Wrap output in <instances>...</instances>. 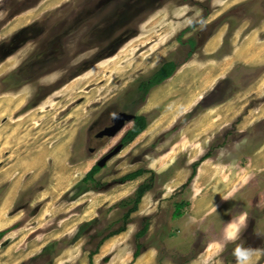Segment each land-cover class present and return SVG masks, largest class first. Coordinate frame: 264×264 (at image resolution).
<instances>
[{
  "label": "rangeland",
  "instance_id": "rangeland-1",
  "mask_svg": "<svg viewBox=\"0 0 264 264\" xmlns=\"http://www.w3.org/2000/svg\"><path fill=\"white\" fill-rule=\"evenodd\" d=\"M262 54L264 0H0V264H236L237 244L264 264V59L246 60ZM166 60L175 71L140 99ZM119 112L147 127L81 191L132 125L98 138ZM143 183L123 222L118 202Z\"/></svg>",
  "mask_w": 264,
  "mask_h": 264
},
{
  "label": "trees",
  "instance_id": "trees-1",
  "mask_svg": "<svg viewBox=\"0 0 264 264\" xmlns=\"http://www.w3.org/2000/svg\"><path fill=\"white\" fill-rule=\"evenodd\" d=\"M188 43L190 44V46L194 47V41L192 39H189ZM175 69H176V65L174 64L173 61H171V60L164 61L158 67L157 70H155L148 78H146L145 80L141 81L139 83V85L137 86V90H138L137 94L140 96V99H143L153 87H156V86L160 85L166 79H168L173 74ZM147 124H148V120H147V118L144 115H136L134 117L133 121H132V125L125 132V134L122 136V138L120 140V143L122 144V147L127 145L137 135L142 133L145 130V128L147 127ZM209 157H210V154L208 152V153L204 154L203 156H201L197 161H195V162H193L191 164L192 171H191V174H190V176L188 178V181H191L193 179V177L195 176L197 167L204 160H206ZM99 170H100V168L97 165H94L85 174V176L80 181V183L82 184V190L81 191L86 190L88 188V185H93V183H94L93 177ZM143 172H144V170L138 169L136 171L128 173V174L124 175L123 177H121L119 182L122 183V182L134 180V179L138 178L139 176H141L143 174ZM149 189H150V187H148L145 183H143L133 192V194L131 196H128L127 198H124V199H122V200H120L118 202V204L120 206L127 207L126 211L121 216V220L123 222L127 221L129 216H130V214L136 211L137 205L140 203L141 198L143 197V195ZM186 205H187V203H184V202H180V203L175 204V208H174V211L172 213V217L174 219L181 217L182 208H184ZM93 223H94V221L86 222V223L81 224L78 227V231H77L76 235L73 237V240H76L77 238H79L82 235L83 230L87 226H89V225H91ZM124 230H125L124 227H120V228H118L117 231L110 232L108 236L116 235V234H118L120 232H123ZM146 231H147V226L145 225L142 230L137 232L136 237L143 236L146 233ZM5 233H6V230L0 231V239L2 238V236ZM55 245H56V242H53V243L49 244L48 246H46L44 248V251L46 249L52 248ZM95 253H96V251L91 253L89 256L91 257ZM56 255H54V256H56ZM138 255H139V247H136V251L134 252V258L137 257Z\"/></svg>",
  "mask_w": 264,
  "mask_h": 264
},
{
  "label": "clouds",
  "instance_id": "clouds-1",
  "mask_svg": "<svg viewBox=\"0 0 264 264\" xmlns=\"http://www.w3.org/2000/svg\"><path fill=\"white\" fill-rule=\"evenodd\" d=\"M229 197L224 196L222 199L227 200ZM246 215L241 213L236 216V218L229 219L225 225V238L229 241H235L238 239L242 227L245 225ZM254 250L243 246L242 244H237L233 249V255L236 260V264H251V255ZM255 251H259L256 249Z\"/></svg>",
  "mask_w": 264,
  "mask_h": 264
},
{
  "label": "water",
  "instance_id": "water-1",
  "mask_svg": "<svg viewBox=\"0 0 264 264\" xmlns=\"http://www.w3.org/2000/svg\"><path fill=\"white\" fill-rule=\"evenodd\" d=\"M134 117L133 114H128L125 112H119L115 114L112 117L113 125L104 128L98 133V136H107L111 137L114 136L117 132H119L122 127L124 126L125 122H129ZM122 148L121 145H118L116 148H114L110 153L105 155L98 163V167H102L110 158H112L115 154L119 152V150Z\"/></svg>",
  "mask_w": 264,
  "mask_h": 264
},
{
  "label": "bare ground",
  "instance_id": "bare-ground-1",
  "mask_svg": "<svg viewBox=\"0 0 264 264\" xmlns=\"http://www.w3.org/2000/svg\"><path fill=\"white\" fill-rule=\"evenodd\" d=\"M216 37V36H215ZM215 37L213 38V39H211L210 40V42L206 45V47H205V49L209 52L210 51V49H212L213 47H214V45H215V42H214V39H215ZM219 41V40H218ZM250 41H252V40H250ZM251 43H249V45H250ZM254 44V43H253ZM215 48V47H214ZM248 48H249V46H248ZM248 48H246V49H248ZM251 50V49H250ZM249 49H248V51H250ZM238 51V50H237ZM247 51V50H246ZM248 51L247 52H245V54H248ZM207 53V52H206ZM236 53V52H235ZM237 54V53H236ZM239 54H241V53H239ZM262 56H264V54H262ZM242 57H244V55L242 56ZM233 59V57H227L225 60L227 61H229V60H232ZM263 59H264V57L263 58H261V59H259V58H257V57H255V59L253 58V57H250L249 59H246V60H248V62H251L252 60L254 61V62H256L255 60H260V61H263ZM245 60V61H246ZM209 66H211V65H208V67ZM213 66V65H212ZM206 68H207V66H206Z\"/></svg>",
  "mask_w": 264,
  "mask_h": 264
},
{
  "label": "flooded vegetation",
  "instance_id": "flooded-vegetation-1",
  "mask_svg": "<svg viewBox=\"0 0 264 264\" xmlns=\"http://www.w3.org/2000/svg\"><path fill=\"white\" fill-rule=\"evenodd\" d=\"M138 90L136 89V92H137ZM134 115V114H133ZM114 116V115H113ZM112 116V117H113ZM136 115H134V117H135ZM112 117L110 118V122H111V124L109 125V126H111V125H113V122H112ZM134 117L129 121V122H131L132 123V121H133V119H134ZM109 126H106V127H109ZM105 127V128H106ZM99 133V132H98ZM97 137L99 138L100 136H98V134H97ZM103 137V136H102ZM101 138V137H100ZM118 145H121L122 146V144L119 142V144Z\"/></svg>",
  "mask_w": 264,
  "mask_h": 264
}]
</instances>
